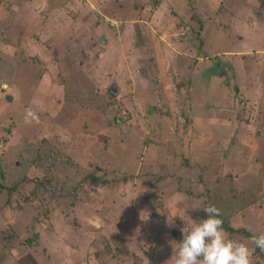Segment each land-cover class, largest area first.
<instances>
[{
    "label": "rangeland",
    "instance_id": "374dc122",
    "mask_svg": "<svg viewBox=\"0 0 264 264\" xmlns=\"http://www.w3.org/2000/svg\"><path fill=\"white\" fill-rule=\"evenodd\" d=\"M65 1L0 0V264H172L209 204L264 231V0Z\"/></svg>",
    "mask_w": 264,
    "mask_h": 264
},
{
    "label": "clouds",
    "instance_id": "9594fccd",
    "mask_svg": "<svg viewBox=\"0 0 264 264\" xmlns=\"http://www.w3.org/2000/svg\"><path fill=\"white\" fill-rule=\"evenodd\" d=\"M38 122V116L26 109L25 123ZM206 218L193 220L187 231L183 227L182 240L175 249L172 264H251L248 244L230 239L223 229L220 209L215 205H204ZM141 219H147L141 215ZM250 243L264 250V231L253 233Z\"/></svg>",
    "mask_w": 264,
    "mask_h": 264
},
{
    "label": "trees",
    "instance_id": "16d2710c",
    "mask_svg": "<svg viewBox=\"0 0 264 264\" xmlns=\"http://www.w3.org/2000/svg\"><path fill=\"white\" fill-rule=\"evenodd\" d=\"M88 177H90V175ZM36 180L38 181V186L44 185V180L40 179L39 177H36ZM91 180L94 183L95 182L99 183V181H100V179L98 177H96V176H93ZM220 218L223 220V229L224 230H227L230 233H235V232L242 233V234L246 235V237H248V238H250L252 236L253 232H251L250 230H248L246 228H242V229L234 228L232 223H231V220H230V218L228 216H224V215L220 214ZM255 253H256V256L258 258L259 257H264V250H261V249L255 247Z\"/></svg>",
    "mask_w": 264,
    "mask_h": 264
},
{
    "label": "crops",
    "instance_id": "0c3cea01",
    "mask_svg": "<svg viewBox=\"0 0 264 264\" xmlns=\"http://www.w3.org/2000/svg\"><path fill=\"white\" fill-rule=\"evenodd\" d=\"M21 1V0H20ZM108 1V0H107ZM65 2H67L66 4L67 5H71V2H73V1H69V0H66ZM74 2H78V3H80V4H82V3H84L85 5H87V7H98V9H99V7H104L107 3H105L106 2V0H74ZM109 2V1H108ZM75 3V4H76ZM18 4H20V2H18ZM65 4V5H66ZM92 12H94L93 11V8H92ZM101 38H103L104 39V42H100V40H101ZM106 43V39H105V37L104 36H102V37H100L99 38V44H105ZM74 255H76L75 253H74ZM74 262V264H77L78 262L77 261H73Z\"/></svg>",
    "mask_w": 264,
    "mask_h": 264
},
{
    "label": "water",
    "instance_id": "95a60500",
    "mask_svg": "<svg viewBox=\"0 0 264 264\" xmlns=\"http://www.w3.org/2000/svg\"><path fill=\"white\" fill-rule=\"evenodd\" d=\"M100 42H104V39L101 38ZM110 92H112L111 89H110ZM8 98L11 99L10 97H8Z\"/></svg>",
    "mask_w": 264,
    "mask_h": 264
}]
</instances>
